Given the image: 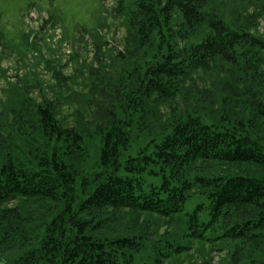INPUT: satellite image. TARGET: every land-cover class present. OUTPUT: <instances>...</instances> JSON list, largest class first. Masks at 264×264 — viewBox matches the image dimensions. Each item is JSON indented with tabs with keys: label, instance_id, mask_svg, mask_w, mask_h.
<instances>
[{
	"label": "trees",
	"instance_id": "16d2710c",
	"mask_svg": "<svg viewBox=\"0 0 264 264\" xmlns=\"http://www.w3.org/2000/svg\"><path fill=\"white\" fill-rule=\"evenodd\" d=\"M122 1L120 69L92 70L89 108L72 124L70 99L25 91L12 129L0 126V262L181 264L199 241L264 264L258 18H227L213 0Z\"/></svg>",
	"mask_w": 264,
	"mask_h": 264
},
{
	"label": "rangeland",
	"instance_id": "374dc122",
	"mask_svg": "<svg viewBox=\"0 0 264 264\" xmlns=\"http://www.w3.org/2000/svg\"><path fill=\"white\" fill-rule=\"evenodd\" d=\"M213 1L230 19L243 20L256 15L258 20L251 18L254 32L264 35V7L260 1ZM120 4L124 1L0 0L3 34L0 41V126L5 125L3 129L13 123L14 111L25 91L38 101L44 95L50 99L59 96L62 100L70 99L72 102L63 106V113L72 124L78 109L89 108L85 97L94 80L92 70H98L100 65H106L109 71L120 69L118 53L125 51L126 11L129 10L128 3L126 11L119 10ZM217 70L205 76L211 78ZM58 73L66 77L62 84L57 80ZM158 179V176L149 177V181L157 182ZM13 204L14 201L10 203ZM195 205V200L191 199L185 212H193ZM151 219L158 223L161 232L167 228L164 218L153 215ZM214 246L221 247V244L216 241ZM230 254L229 248L211 249L209 245L203 248L201 242L194 241L181 264H232Z\"/></svg>",
	"mask_w": 264,
	"mask_h": 264
}]
</instances>
